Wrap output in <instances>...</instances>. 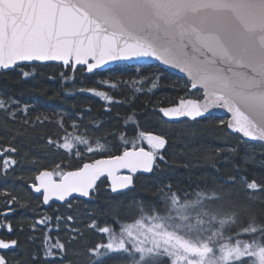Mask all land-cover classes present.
I'll return each mask as SVG.
<instances>
[{"label":"snow or ice","instance_id":"obj_1","mask_svg":"<svg viewBox=\"0 0 264 264\" xmlns=\"http://www.w3.org/2000/svg\"><path fill=\"white\" fill-rule=\"evenodd\" d=\"M115 61H155L179 70L186 89L200 95L161 108L163 116L195 121L215 115L213 109H225L231 118L219 120L220 125L241 134L248 147L258 143L259 166L264 167V0H0V72L19 68L21 77L28 79L31 73L23 70L24 62H60L67 69L61 78L74 83L69 73L96 74ZM148 82L142 81L141 87ZM80 91L110 100L104 91ZM0 93L7 97L0 100L6 121L20 117L25 126L52 122L39 117L32 121L26 104L21 107L6 89L0 88ZM84 115L68 113L55 122L57 132L47 138L54 157L51 170L42 166L35 177L38 183L31 185L45 205L54 198L71 211L72 200L91 201L104 185L123 195L135 187L137 174H154L167 163L168 138L163 133L140 130L127 139L101 121L93 128L105 135L68 139L66 120L82 121ZM133 121L138 127L135 113L126 117L124 128ZM231 150L239 152L235 146ZM15 153L11 146L0 152L5 179L8 169L18 164ZM256 164L257 156L246 152L227 179L218 177L188 189L161 180L147 204L133 197L127 206L105 204L87 213L91 223L85 227L106 234V239L87 246L82 254L73 248L84 235L75 226V216L42 217L32 226L33 232L41 227L44 233L38 244L30 238L35 250L24 259L10 260L8 252L19 248V241L0 239V264H76L81 255L86 260L80 264H108L114 258L120 264H264V226H252L254 198L264 194V180L247 173ZM122 169L128 174L121 175ZM11 212L9 206L2 213L5 220ZM97 212L105 217L103 227ZM125 219L131 222L121 223ZM239 221H251L241 225L239 233L247 239L229 235L224 242L225 233L234 231ZM61 224L72 234L70 239H61ZM0 230L14 232L11 223L0 225Z\"/></svg>","mask_w":264,"mask_h":264},{"label":"trees","instance_id":"obj_2","mask_svg":"<svg viewBox=\"0 0 264 264\" xmlns=\"http://www.w3.org/2000/svg\"><path fill=\"white\" fill-rule=\"evenodd\" d=\"M25 65L23 70L31 73L28 79L21 77V69L19 68L6 73L0 72V88L6 89L11 96H15L20 101L21 107L27 105L29 108L28 118L32 121L39 117L41 120L47 118L52 122L25 126L23 119L20 117L6 121L5 114L0 111V145L15 147L17 149L15 156L18 161L16 169L8 178H0L3 182L1 187H4V191L7 192V195L3 194L7 198L17 197L15 200L19 205L20 212L22 211L17 220L22 224L27 220L33 221L31 216L28 218L26 215L29 213L34 215L35 207H32V203H38V198L32 196L27 188V181H30L32 176L29 178L25 177L24 174L28 169H34L36 172L42 166L51 169V161L54 157L48 147L46 148V141L48 137L54 136L57 132L55 122L62 117H66L68 113H85L82 121L66 120V124L69 125L67 128L68 139L75 138L78 135L84 139L105 135L102 129L97 131L93 128V125H98L101 121H104V128H111L118 136L126 134L125 138L131 139L138 131L143 130V127H145L143 131H153L149 126L151 125L150 120H152L150 117L160 119L159 110L161 108L174 106L181 97L195 98L200 95L196 91L186 89L185 77L174 74L154 63H144L142 65L117 64L96 74L84 71H78L74 74L69 73V76H75L74 83L71 81L65 83L61 78V73L67 71V69L60 64L25 63ZM137 67L140 69L139 72L136 71ZM142 81L149 82L144 83L141 87ZM152 82L155 83V88L151 86ZM111 83H115L117 87H107V84ZM82 87L104 91L110 97V100H104L103 97H97L91 92H81ZM4 99H7V97L0 93V100ZM87 109H91V112L86 113L85 110ZM106 109H110V111H106ZM133 113L139 117V126L133 127L135 123L133 121L125 129L126 117ZM117 117L120 119L117 120ZM221 119L225 120V117L213 115L207 119L196 120L191 123L182 122L196 126V130L191 131L190 128L189 131L185 132L181 140L182 143L177 144L178 146L188 145L182 149L183 155L174 159H170L168 154L165 155L167 163H161L154 174L139 176L135 187L123 195L113 196L104 191L106 185L102 186L99 197L95 198L94 203L77 204L75 206L82 207L81 210L78 211V208L75 210L76 207H74L69 215L75 216L76 222L85 220V223H91L87 213L94 212L105 204H124L127 206L133 197L137 198V202L142 198L147 204L149 201L154 200L157 185L161 180H170L174 186L188 189L190 185H198L203 181L211 182L218 177L227 179L228 174L244 158L246 152L257 156L256 166L247 168L248 175L258 181L264 180V167L259 166L258 154L261 152L259 144L253 143L251 147L246 146L238 135L231 134L220 125L219 120ZM108 121L112 123L109 124ZM201 124L207 126L204 132L201 131L203 126ZM61 138H64L63 134ZM167 138L166 151L170 152L171 148L179 151L178 146L172 143L171 137L167 136ZM137 143L140 142L137 141ZM233 146L239 149L238 153L231 150ZM45 148L49 151V154H46ZM195 150H199V152L197 153ZM191 152L196 155L192 156ZM30 156H36L34 157L36 159L31 160ZM19 189L22 190V194L16 191ZM192 191L195 193V188ZM254 199L256 223L252 226L261 227L264 226V194H257ZM59 210L58 207L49 208L48 216L68 215ZM96 214L100 226H105V217L99 212ZM121 215L124 214L121 213ZM129 222H131L130 219L121 221V223ZM247 223H251V221H247ZM247 223L245 221L237 222L234 231L225 233L224 242H227L229 235L235 239H247L239 235L243 231L241 225L247 226ZM26 225L28 226V224ZM63 226V224L60 225L61 232H64ZM108 226H111V224L109 223ZM78 228L84 235L83 238H78V243H74L73 248L82 254L86 252L87 246L99 240V236L85 225H79ZM23 231V233L18 234L21 246L18 248L17 257L21 256V259L26 258L29 252L35 250L34 245L31 246L26 243L27 232L25 228ZM64 233L67 235L66 232ZM70 237L71 235L65 239H70ZM94 237L96 240H94ZM81 260H86V257L81 255L76 264H80ZM108 264H120V260L114 258L109 260Z\"/></svg>","mask_w":264,"mask_h":264},{"label":"rangeland","instance_id":"obj_3","mask_svg":"<svg viewBox=\"0 0 264 264\" xmlns=\"http://www.w3.org/2000/svg\"><path fill=\"white\" fill-rule=\"evenodd\" d=\"M152 120H150V122H151V125H149L150 126V128H152L153 129V131H155V132H158V133H163V134H166V136H170L171 137V140L173 141L172 143H174V144H176V146H178L177 144H181L182 143V139H183V135L185 134V132H187V131H189L190 130V128H191V131H194V130H196L195 129V125H193V124H185V123H166L163 119H162V117L160 116V119H155V118H153L152 116L150 117ZM153 120H154V122H153ZM190 123H191V121H189ZM178 124H182V125H178ZM201 125H203L202 126V129H201V131L202 132H204L205 130H206V125H204V124H201ZM145 127H143L142 129L143 130H145L144 129ZM194 136V135H193ZM185 146H188L187 144H182V145H179L178 146V149H180L179 151L178 150H174V149H172L171 148V150H170V152H168V151H166L165 153H164V155H166L167 156V154H168V156H169V158L170 159H174L175 157H179L180 155H183V152H181V151H183L182 149L183 148H185ZM190 146V145H189ZM48 147V145H46V148ZM93 147H95V145H93ZM46 148H45V152H46V154H49V151L48 150H46ZM226 148V147H225ZM49 149V148H48ZM195 152H199V150H195ZM191 155L192 156H194V155H196L195 153H193V152H191ZM31 158V160H33V159H36V158H34V157H36V156H30ZM47 157V156H46ZM48 158V157H47ZM166 158V157H165ZM166 161H167V159H166ZM34 165V164H33ZM41 168H39L36 172L34 171V169H28V171L27 172H25V177H31L32 176V178L35 176V174L40 170ZM35 172V173H34ZM34 174V175H33ZM0 177H2L1 175H0ZM32 180V179H31ZM30 180V181H31ZM30 181H27V183L28 182H30ZM3 185V183H2V181L0 180V198L3 196V194H5V195H7L6 193L7 192H5L4 190H2V189H4L3 187H1ZM17 192H22V190H16ZM22 194V193H21ZM33 198V197H32ZM10 199V198H9ZM75 203V202H74ZM92 204V203H91ZM35 207V211L37 210V213L38 214H40V212H39V210L41 209V206L38 204V203H32V207ZM74 207H76L75 206V204H73V208L72 209H74ZM77 208H78V211H80L81 210V208H79V207H76L75 208V210H77ZM60 210V212H62V213H66V214H68L69 215V212H71V211H69L68 210V207H67V205H65L64 207H61V208H59ZM44 212V211H43ZM83 213V212H82ZM32 213H29V216L28 217H32L33 215H31ZM33 214H34V212H33ZM47 214V213H46ZM86 223H85V220H81V221H79L78 220V222H76V224H75V226L76 227H79V225L81 226H83V225H85ZM78 225V226H77ZM66 232V231H65ZM95 233V232H94ZM101 234V233H100ZM60 235H61V237L62 238H64L65 237V235L61 232L60 233ZM99 236V235H98ZM104 239H106V234H104V237H100L99 236V240L98 241H96L95 243H98V242H100V241H102V240H104Z\"/></svg>","mask_w":264,"mask_h":264},{"label":"flooded vegetation","instance_id":"obj_4","mask_svg":"<svg viewBox=\"0 0 264 264\" xmlns=\"http://www.w3.org/2000/svg\"><path fill=\"white\" fill-rule=\"evenodd\" d=\"M9 146H4L3 144L0 145V150L3 151V149L5 148H8ZM13 158L16 159V156L15 154H13ZM17 165L15 166L14 169H8V172H7V178L8 176H10L12 174V172L16 169ZM0 175L2 177V179H5L4 177V170L3 169H0ZM3 183V182H2ZM29 183V182H28ZM27 183V184H28ZM5 186V185H4ZM4 188V187H3ZM4 190V189H3ZM0 225H4L6 223H11L13 229H14V232L13 233H8L6 230H0V239H4L5 241H9V240H12V239H16L19 241V233H23V229L25 228L26 232V237H27V240H26V243L30 244L31 246L34 245L32 243H30V238L32 237H35L36 238V243L38 244L40 242V239L42 238L43 236V231H42V228L41 227H38L36 229L35 232L32 231V226L33 224L35 223L36 220H39L40 218L42 217H48V215L43 212L42 210L41 211V214L39 216L34 215L33 217V221H31V226H25L24 224H21V223H18L17 221V217L20 216V209H19V205L17 204L16 200H12V199H9L7 198L5 195H3L1 198H0ZM38 204L42 207L41 203H40V200L38 199ZM94 203V201H93ZM11 207L12 209V212L7 216V219L5 220V217L2 215V213L6 210L7 207ZM26 215V214H25ZM27 216V215H26ZM16 219V220H15ZM18 223V224H17ZM20 224V225H19ZM17 225V226H16ZM23 225V226H22ZM21 227V229H20ZM29 227V228H28ZM33 232V233H32ZM36 232H39L38 234ZM42 233V234H41ZM31 235V236H30ZM33 235V236H32ZM40 237H38V236ZM42 235V236H41ZM19 245L21 246V243L19 241ZM19 246V247H20ZM35 246V245H34ZM18 253V248L15 249L14 251H10L8 252V257L9 259H13L14 257H17Z\"/></svg>","mask_w":264,"mask_h":264},{"label":"water","instance_id":"obj_5","mask_svg":"<svg viewBox=\"0 0 264 264\" xmlns=\"http://www.w3.org/2000/svg\"><path fill=\"white\" fill-rule=\"evenodd\" d=\"M149 62H153V63H157V64H159L158 62H155V61H149ZM149 62H148V63H149ZM36 63H48V62H36ZM52 63H59V64H61L60 62H52ZM118 63L136 64L135 61H115V62H109L108 65H105V66H104V69H106V68H108V67H111V66H113V65H115V64H118ZM159 65H160L161 67L167 69V70H170V71H172V72H174V73H176V74H179V75H182V76L185 77V75H184L183 73L179 72V70H177V69H173V68H170V67L164 66V65H162V64H159ZM212 111L215 113V115H223V116H227V117H228V120L231 118L230 114L227 113L225 109L216 108V109H213ZM160 113H161V112H160ZM161 115H162V117H163L167 122H180V121H183V120H192L191 118H180L178 121H177V120H169V118L164 117L162 113H161ZM197 119H200V118H197ZM229 131H230V130H229ZM151 133H152V132H151ZM154 134H156V133H154ZM239 135L241 136V134H239ZM245 139H246V138H245ZM120 174H121V175H126V174H128V170H126V169H122V170L120 171ZM35 177H36V176H35ZM34 183H38V182H36L35 179H34ZM31 185H32V184L29 185V189L31 190V192H32L35 196H41V194H38V193H35V192H34V189L31 188ZM113 194H114V193H113ZM74 195H75V194H74ZM81 199H82V198H81ZM42 202H43V201H42ZM50 202H52V203H57V204H64V202L56 201L54 198H53V200L50 201ZM44 206H47V205L44 204Z\"/></svg>","mask_w":264,"mask_h":264},{"label":"bare ground","instance_id":"obj_6","mask_svg":"<svg viewBox=\"0 0 264 264\" xmlns=\"http://www.w3.org/2000/svg\"><path fill=\"white\" fill-rule=\"evenodd\" d=\"M175 166V165H174ZM165 173V172H164ZM99 197V196H98ZM1 202V201H0ZM34 203V202H33ZM260 208V207H259ZM54 209V208H53ZM40 210H42V211H44L45 213H47V215H48V210L49 209H46V208H43V207H41V209ZM39 210V212H40V214H41V211ZM56 210V209H55ZM262 211V210H261ZM59 212V211H58ZM37 214V216H39L40 214H38L37 213V210L36 211H34V215H36ZM34 215L32 216V218L34 217ZM27 216H29V214L27 215ZM62 216V215H61ZM26 217V216H25ZM19 218V216L17 217V219ZM29 218V217H28ZM16 220V219H15ZM18 221V220H17ZM18 223H20V221L18 222ZM17 223V224H18ZM22 224V223H21ZM26 224H28V226H31V222H30V220H27L25 223H24V225H26ZM20 225V224H19ZM17 226V225H16ZM23 226V225H22ZM78 226V225H77ZM64 227L65 226H63V231H64ZM20 229H21V227H20ZM65 232V231H64ZM64 232H62L65 236H66V234L64 233ZM33 233V232H32ZM37 234L39 233V232H36ZM66 233L68 234V237L70 236V235H72L71 233H69V232H67L66 231ZM20 234V233H19ZM28 234V233H27ZM42 234V233H41ZM31 236V235H30ZM33 236V235H32ZM42 236V235H41ZM23 237V236H22ZM67 238V237H66ZM71 238V237H70ZM93 239V238H92ZM24 240V239H23ZM94 240H96V238L94 237ZM25 242V241H24ZM21 257V256H20Z\"/></svg>","mask_w":264,"mask_h":264}]
</instances>
